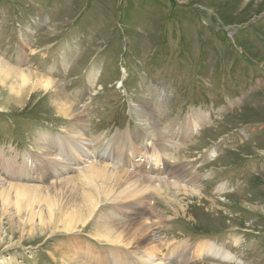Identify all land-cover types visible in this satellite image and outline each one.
<instances>
[{
	"label": "rangeland",
	"instance_id": "rangeland-1",
	"mask_svg": "<svg viewBox=\"0 0 264 264\" xmlns=\"http://www.w3.org/2000/svg\"><path fill=\"white\" fill-rule=\"evenodd\" d=\"M0 59L51 80L46 99L68 114L54 116L39 90L5 104L11 95L0 84V264H140L153 247L165 257L173 246L193 253L202 242L227 251L233 264H264V0H0ZM145 106L151 125L179 133L191 127L189 141L169 142L171 163L200 174L190 193L161 189L153 205L101 204L105 222H121L120 245L102 241L93 219L73 236H51V216L84 192L76 167L53 166L63 158L59 145L66 143L73 160L72 150L87 153L77 140L85 130L89 143H133ZM61 181L75 194L49 186ZM9 184L51 189L22 192ZM192 191L202 203L189 199ZM109 194L95 193L103 200ZM175 201L184 203L185 217ZM150 207L157 214L166 208L169 220L142 213ZM144 237L150 240L137 247Z\"/></svg>",
	"mask_w": 264,
	"mask_h": 264
},
{
	"label": "bare ground",
	"instance_id": "bare-ground-1",
	"mask_svg": "<svg viewBox=\"0 0 264 264\" xmlns=\"http://www.w3.org/2000/svg\"><path fill=\"white\" fill-rule=\"evenodd\" d=\"M1 64L4 66V69L1 68ZM0 68V84L6 85L4 87L11 95V97L6 98L5 104H11L15 106L21 104L22 97L25 94L32 93L33 95L37 90L40 91L42 99L47 100L46 98L48 97L49 92L46 91L50 89V84L52 83V81L45 78L44 75H40L30 71H24L18 68H13L4 63L1 59ZM60 100L64 105L70 107L71 112H76L70 101H68L67 99H62V97ZM47 105L50 106L49 111L52 112L56 117L61 115H68L62 108L61 104L52 105L47 100ZM139 107L140 105H138V108ZM136 109L137 108H135V110ZM137 112H140L137 114H140L139 117L145 120H143L142 124L144 126H140V128L138 129V132L142 133V135L136 137L133 140V143L128 142L127 138H125L127 141L126 143L116 140L117 138L112 142H105L102 137L99 139H95L94 141H90L89 143V131L85 130V132L77 137V140L78 144H80L87 153L83 156L80 155L77 151L72 150L73 155H71V157H74L73 160L66 157V154L68 153L67 151H69L65 149L66 143H62L59 145L58 154L63 158H59L60 160H55L53 162L55 165L53 166H56L57 170H60L62 172L66 171L71 165L76 167L80 172L79 176H81V178L79 179L82 181L84 192L83 197H76L74 195V199H72L70 202L72 207L62 209L60 208L57 215L55 214V212V215L51 216L50 214V220L54 222L55 226V234L51 236L60 234L73 236L74 233L80 232L81 228L85 227L86 224L91 219H93L95 226L102 233V235H98L102 239V241L110 245H120L116 242L123 235L121 222L117 218H115L113 225L105 222L104 219L100 215H98V209L101 204H103L104 202H109L112 203L113 207L134 200L138 202L148 201V203L153 205L152 201L154 199V195L157 192L159 194H162L161 189L175 188L178 194L183 193L184 195H186L190 193V187L198 181L200 174L197 170L193 171L191 169H188V166H180L179 164L171 163L169 157L172 154L169 152V142L172 139L178 137L179 139H182L184 141H189L192 138V132L190 133L191 127H185V129H183L180 133L175 130L168 131L167 128L165 130H162L161 127L158 128L155 125L150 124L151 117L147 115H152L151 107H142ZM146 122H149L150 126H145ZM142 127H145L147 132L151 131L149 135L143 133L144 129H142ZM197 144L198 142L193 145L195 146ZM122 145L123 147H121ZM183 145L187 148H190L192 146L185 144ZM135 157H142L143 161H136L134 160ZM137 162H145V165ZM3 163L4 160H2L0 157V164ZM119 168L121 170H119ZM142 169L146 171V175L141 171ZM16 172L14 171L13 175L17 177L19 176L20 178L26 177L25 173L17 174ZM46 176L50 177L51 175L47 174ZM0 184L4 183L0 182ZM49 186L54 187V190L58 192H56L57 194L63 193V195H65V187L66 189L70 188L69 190H71L73 193L75 192L70 182L68 181L56 182L54 184L52 183ZM90 186H94L95 193L98 191L101 192L104 189H110V194L107 195L105 200H103L95 195V193L90 189ZM8 188L22 192L33 189L38 191H50L51 189L49 187H37L22 184H9ZM192 192L193 198L189 199L194 200L193 202H197L196 204L202 203L203 199L199 198L200 195L196 191ZM175 202L177 203H171L173 205H176L177 208L179 207V209H177L176 211L178 212V214L185 217L186 211L184 203L178 201ZM171 203L169 204L172 205ZM155 206L156 204L154 205V207ZM102 208H100V212ZM141 211L143 214L151 212L157 214L155 208L151 207L148 210L149 212L146 210ZM168 212L169 211L163 207V209L157 215L160 219L169 220ZM214 212L216 211L214 210ZM208 213L212 214L210 213V211H208ZM148 240L150 239L144 237L139 242L137 247L148 242ZM204 243L206 242H202V246H197V248L193 250V253H186L187 248L185 245L173 246L170 250L171 253L167 254L165 257L163 256L165 254L162 253L161 248L157 249L159 247H153L150 250L143 252L138 261H140V264H155L156 260L158 262L160 261L159 258L163 257L162 262L164 260H167L168 262L170 260L169 258H175L177 259V262H180V264H185L187 255H192L194 259L200 256H209L210 258L217 259L223 263H235V257H231V255L227 251H223L221 250V248L217 249L215 248V246H204ZM127 245H131V242L127 243ZM65 263L69 264L70 261L68 260ZM157 264H161V261Z\"/></svg>",
	"mask_w": 264,
	"mask_h": 264
}]
</instances>
